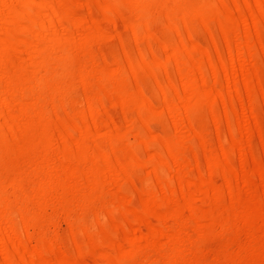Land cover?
Instances as JSON below:
<instances>
[{
  "label": "bare ground",
  "instance_id": "6f19581e",
  "mask_svg": "<svg viewBox=\"0 0 264 264\" xmlns=\"http://www.w3.org/2000/svg\"><path fill=\"white\" fill-rule=\"evenodd\" d=\"M0 264H264V0H0Z\"/></svg>",
  "mask_w": 264,
  "mask_h": 264
}]
</instances>
